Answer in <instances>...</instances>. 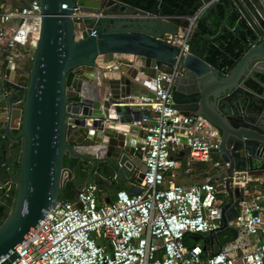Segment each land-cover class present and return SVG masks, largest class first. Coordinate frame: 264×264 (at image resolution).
Masks as SVG:
<instances>
[{
  "label": "water",
  "instance_id": "water-1",
  "mask_svg": "<svg viewBox=\"0 0 264 264\" xmlns=\"http://www.w3.org/2000/svg\"><path fill=\"white\" fill-rule=\"evenodd\" d=\"M164 1L39 0L41 30L27 69L28 86L7 94L0 84V191L11 201L0 202V264L17 255V246L63 200L67 182L76 190L97 183L106 189L107 202L128 181L141 182L146 171L140 150L143 133L133 121L144 108L133 104V98L155 97L151 79L156 66L170 70L179 52L165 36L184 33L189 16L204 5L203 18L219 4L227 7L226 17L216 34L195 27L183 61L185 73L172 88L173 105L217 127L221 143L214 152L228 162V175L241 170L264 174V0H177L173 6ZM233 11L245 34L234 30V53L221 48L214 62L208 50L228 28ZM85 12L98 16L74 17ZM88 67L99 72L98 97L70 95L67 87L81 91L82 79L76 74ZM3 69L1 65V75ZM18 120L21 129L15 133ZM8 143H21L19 166L8 162ZM169 152L186 164L190 147ZM226 189L230 200L224 205L222 227L199 234L201 240L216 237L219 246L236 238L237 229L228 220L248 198L229 179ZM141 190L133 185L128 192Z\"/></svg>",
  "mask_w": 264,
  "mask_h": 264
},
{
  "label": "built area",
  "instance_id": "built-area-1",
  "mask_svg": "<svg viewBox=\"0 0 264 264\" xmlns=\"http://www.w3.org/2000/svg\"><path fill=\"white\" fill-rule=\"evenodd\" d=\"M206 7L189 16L184 33L165 36L179 47L175 62L170 70L156 66L151 79L155 97L139 100L144 113L133 124L143 133L140 150L146 171L134 185L141 192L130 194L120 188L107 202L104 187L86 184L74 199L59 201L45 213L8 264H264V174L241 170L228 175V162L213 156L221 143L217 127L173 105L174 81L185 73L183 61ZM90 15L98 16L85 12L74 17ZM41 21L39 0L0 3V51L8 57V67L22 57L32 60ZM19 73L23 79L17 91L25 90L29 79L27 69ZM85 74L86 70L76 75L84 82ZM67 91L78 98L82 95L69 87ZM16 125L19 129L21 120ZM187 146L186 164L170 157V149L179 153ZM179 170L201 180L178 182ZM228 179L233 189L242 187L248 196L228 220L237 229L236 238L222 246L213 236L211 245L185 243L187 234L214 233L222 227L226 202L220 195L229 197Z\"/></svg>",
  "mask_w": 264,
  "mask_h": 264
},
{
  "label": "trees",
  "instance_id": "trees-1",
  "mask_svg": "<svg viewBox=\"0 0 264 264\" xmlns=\"http://www.w3.org/2000/svg\"><path fill=\"white\" fill-rule=\"evenodd\" d=\"M177 0H165V4L167 6L176 5L175 2ZM226 9L225 5L219 4L215 11L207 17L203 18L202 16L198 18L196 27L199 29L201 33L210 32L211 34H216L219 30L220 24L226 17ZM239 17L238 12H232L231 16L228 19L229 24L234 25L237 22ZM228 30V28H227ZM230 31V32H229ZM224 31V34L218 38L208 50V58L214 62H216L217 57L219 56V50L223 48L225 51L229 53H234V49L238 44V40L236 39L235 35L231 30ZM20 129L16 130V133H19ZM125 188V187H123ZM64 194L61 196L63 200H72L76 197L78 190L74 188L72 183L66 185L64 189ZM223 196V195H220ZM199 239L198 234H187L185 237V243L190 244L194 242H198Z\"/></svg>",
  "mask_w": 264,
  "mask_h": 264
},
{
  "label": "crops",
  "instance_id": "crops-1",
  "mask_svg": "<svg viewBox=\"0 0 264 264\" xmlns=\"http://www.w3.org/2000/svg\"><path fill=\"white\" fill-rule=\"evenodd\" d=\"M2 2H8V3H10V4H12V5H20V3H19V1L18 0H0V3H2ZM234 12V11H233ZM237 12V11H236ZM240 25L241 24H237V22H235V24L234 25H231V24H229V22H228V30L227 29H225L224 31H229V30H231V32H233L234 30H235V32L238 34V35H240V36H244V31L241 29V27H240ZM230 32V31H229ZM80 35V34H79ZM9 59H8V57H6L5 55H4V53H2L1 51H0V65H2L3 67L6 65V63H7V61H8ZM30 64H31V61L29 60V58H26V57H22V58H20V59H18V60H16V62L15 63H13V65H12V68H13V71H15V72H12L13 74H15V73H17V71H22L23 72V70H26V69H28L29 67H30ZM223 64H224V62H223ZM260 77H264L263 75H260ZM89 80V84L88 85H86V84H84V88H85V90L89 93V94H92L93 95V97H96L98 94H97V92L95 91V89H96V87H95V83H96V79H94V80H91V79H88ZM86 85V86H85ZM257 86H259L258 84H257ZM264 90V87H260V91L262 92ZM133 104H139V98H137V97H134L133 98V102H132ZM138 131H140L141 132V130L140 129H138ZM137 136V132L136 133H134V137H136ZM213 156H215V157H220L219 156V153H216V152H214L213 153ZM177 180H178V182H181V183H183V184H187V183H189L191 180H196V181H199V180H201L200 178H196V177H194V178H192V177H190V176H186V175H184L183 173H182V171L181 170H179V175H178V178H177ZM134 185V182H131V181H128L126 184H125V188L126 189H129L130 187H132ZM106 191V190H105ZM107 192V191H106ZM201 241V243H203V244H205V245H211V243H212V237H211V239L210 238H205V239H203V240H200ZM214 244H216L215 242H214ZM217 246V245H216Z\"/></svg>",
  "mask_w": 264,
  "mask_h": 264
},
{
  "label": "flooded vegetation",
  "instance_id": "flooded-vegetation-1",
  "mask_svg": "<svg viewBox=\"0 0 264 264\" xmlns=\"http://www.w3.org/2000/svg\"><path fill=\"white\" fill-rule=\"evenodd\" d=\"M15 62H16V60H15ZM6 68H7L8 72L7 71L5 72ZM12 72H15V71H13V68L12 67H8L7 64H6L4 66L2 75L0 74V84L4 87V89L6 90L7 94L16 93L17 92L16 86L23 79V77L21 76L20 73L17 72L15 74H13ZM17 129L18 128H17V125H16L15 133H16ZM19 129H21V127ZM8 146H9V148L7 150L8 162L10 164H12V165L19 166V161H20V158H21V149H22L21 148V143H8ZM69 183H71V182L70 181L67 182V184H69ZM74 188H75V186H74ZM3 195H4V191H0V202L5 204V205H10L11 201H9L6 198H2ZM2 209H3V206H0V222L3 220V217L1 215V210Z\"/></svg>",
  "mask_w": 264,
  "mask_h": 264
},
{
  "label": "bare ground",
  "instance_id": "bare-ground-1",
  "mask_svg": "<svg viewBox=\"0 0 264 264\" xmlns=\"http://www.w3.org/2000/svg\"><path fill=\"white\" fill-rule=\"evenodd\" d=\"M88 78H86V80L84 82H82V88H81V94L83 97H88V98H91V99H96L98 97V95L96 97H93L92 94H89L85 88H84V84L88 85L89 83V80L88 79H91V80H94L96 79V83H95V91L97 92V94H99V89H100V79H99V72L96 68L94 67H88L87 70H86V74ZM85 85V86H86ZM97 148H92V151H95L97 152Z\"/></svg>",
  "mask_w": 264,
  "mask_h": 264
},
{
  "label": "rangeland",
  "instance_id": "rangeland-1",
  "mask_svg": "<svg viewBox=\"0 0 264 264\" xmlns=\"http://www.w3.org/2000/svg\"><path fill=\"white\" fill-rule=\"evenodd\" d=\"M223 198H224V200H225L226 203L230 200L229 197L227 195H225V194H223Z\"/></svg>",
  "mask_w": 264,
  "mask_h": 264
}]
</instances>
